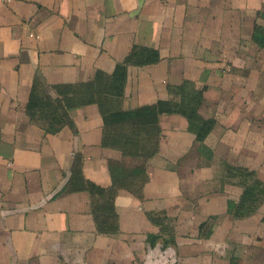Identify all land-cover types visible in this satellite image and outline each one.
<instances>
[{
    "label": "crops",
    "instance_id": "0c3cea01",
    "mask_svg": "<svg viewBox=\"0 0 264 264\" xmlns=\"http://www.w3.org/2000/svg\"><path fill=\"white\" fill-rule=\"evenodd\" d=\"M135 44L160 59L128 67L123 108L189 80L215 125L198 142L183 116L160 115L141 196L118 190L119 231L100 234L87 192L57 195L75 152L86 178L111 185L108 161L122 154L101 145L97 106L69 111L76 132L46 133L25 105L35 76L53 96L51 84L111 73ZM225 163L264 181V0H0V264H264V197L234 218L241 188L225 182ZM160 212L174 219L173 243L150 221Z\"/></svg>",
    "mask_w": 264,
    "mask_h": 264
},
{
    "label": "trees",
    "instance_id": "16d2710c",
    "mask_svg": "<svg viewBox=\"0 0 264 264\" xmlns=\"http://www.w3.org/2000/svg\"><path fill=\"white\" fill-rule=\"evenodd\" d=\"M160 54L156 49L135 44L123 60L117 62L111 73L96 70L87 81L55 83L50 88L51 96L43 87L38 76L32 80L25 112L31 123L46 133H56L68 126L76 128L69 111L73 108L96 105L102 119L101 145L121 151V160H109L110 186H102L85 177L83 156L73 154L67 182L57 195L84 191L88 193L89 210L96 231L113 234L119 231L115 197L124 189L141 196L148 181L147 161L159 148L162 130L159 116L178 114L187 120L188 131L198 142L204 141L215 125L214 118H204L199 113L203 102V88H196L189 80L168 85L167 99H159L151 104H143L131 109L122 106L124 88L129 66L141 67L156 63ZM226 183L241 188L236 202H230L232 216L244 218L255 213L264 197V181L255 170L229 163L224 164ZM150 221L158 226L159 232L167 236L166 244L174 242V219L160 212L150 216ZM215 216L199 224V237L207 238L214 225Z\"/></svg>",
    "mask_w": 264,
    "mask_h": 264
},
{
    "label": "rangeland",
    "instance_id": "374dc122",
    "mask_svg": "<svg viewBox=\"0 0 264 264\" xmlns=\"http://www.w3.org/2000/svg\"><path fill=\"white\" fill-rule=\"evenodd\" d=\"M253 253H255V251H253ZM248 254V253H247Z\"/></svg>",
    "mask_w": 264,
    "mask_h": 264
}]
</instances>
